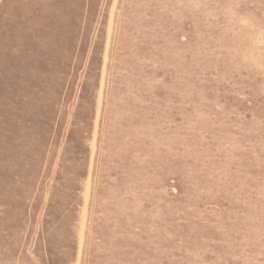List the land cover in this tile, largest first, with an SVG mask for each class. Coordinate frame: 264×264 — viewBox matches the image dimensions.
<instances>
[{"label": "rangeland", "instance_id": "1", "mask_svg": "<svg viewBox=\"0 0 264 264\" xmlns=\"http://www.w3.org/2000/svg\"><path fill=\"white\" fill-rule=\"evenodd\" d=\"M0 264H264V0H0Z\"/></svg>", "mask_w": 264, "mask_h": 264}]
</instances>
